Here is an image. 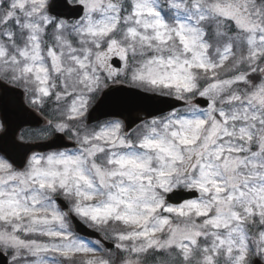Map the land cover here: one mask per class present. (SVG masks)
<instances>
[{"label":"snow or ice","instance_id":"obj_1","mask_svg":"<svg viewBox=\"0 0 264 264\" xmlns=\"http://www.w3.org/2000/svg\"><path fill=\"white\" fill-rule=\"evenodd\" d=\"M0 261L264 264V0H0Z\"/></svg>","mask_w":264,"mask_h":264},{"label":"water","instance_id":"obj_2","mask_svg":"<svg viewBox=\"0 0 264 264\" xmlns=\"http://www.w3.org/2000/svg\"><path fill=\"white\" fill-rule=\"evenodd\" d=\"M97 116H98L99 120L102 119V118H106L105 116H103V115H101L99 113L97 114ZM38 123H39V118H33V119L29 120L28 123L22 124L21 128L16 130V134H18V132L24 127H39ZM133 127H134V125H133ZM56 143H63V141L57 140ZM68 146L71 147V145H68ZM38 147H40V148H32L31 150H33V151H47V150H49L47 148H44L45 145H39ZM23 150L24 149H22V151ZM93 238H95V237H93ZM106 243H110V242H106ZM0 264H3V262L0 261Z\"/></svg>","mask_w":264,"mask_h":264},{"label":"rangeland","instance_id":"obj_3","mask_svg":"<svg viewBox=\"0 0 264 264\" xmlns=\"http://www.w3.org/2000/svg\"><path fill=\"white\" fill-rule=\"evenodd\" d=\"M32 129H36V128H25V129H22L21 131L29 132V131L32 130ZM21 131H20V132H21ZM20 132H19V134H20ZM19 134H18V135H19Z\"/></svg>","mask_w":264,"mask_h":264}]
</instances>
